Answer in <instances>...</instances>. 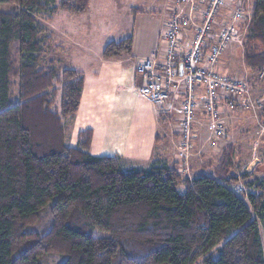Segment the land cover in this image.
<instances>
[{
  "label": "trees",
  "instance_id": "trees-1",
  "mask_svg": "<svg viewBox=\"0 0 264 264\" xmlns=\"http://www.w3.org/2000/svg\"><path fill=\"white\" fill-rule=\"evenodd\" d=\"M250 1L243 59L257 75L264 71V0ZM88 4L0 0L17 7L0 12V264H40L47 253L64 256L62 264H264V185L234 174L229 147L211 175L190 178L158 160L138 169L94 157L90 130L74 147L66 144L83 76L40 67L44 28L36 17L80 15ZM131 50L129 36L107 43L101 57ZM238 183L254 191L245 200L230 188ZM42 217L43 233L27 231Z\"/></svg>",
  "mask_w": 264,
  "mask_h": 264
},
{
  "label": "crops",
  "instance_id": "crops-1",
  "mask_svg": "<svg viewBox=\"0 0 264 264\" xmlns=\"http://www.w3.org/2000/svg\"><path fill=\"white\" fill-rule=\"evenodd\" d=\"M101 1L108 0H97L96 5ZM92 5V0H90L88 9L81 18H71L75 23L77 22V25L73 23L70 30V23H65V34H71L73 37L80 35L76 33V30L81 29L79 26L82 25L83 31H86L84 39L92 41L98 38L97 33V38L94 36L95 26L92 22V14L96 9L94 10ZM168 8L166 7L165 11L169 12ZM176 9L181 13L185 12L183 6ZM130 14L132 19H130L128 27L122 31L113 32L111 39H106L102 47L86 46L83 51L85 56L82 57L77 51L68 49L74 55L69 65H64L63 69L80 72L83 76V87L79 108L75 115L65 123V142L68 146L74 147L78 134L90 130L92 132L90 154L94 157H118L124 161L128 168H147L153 161L158 160L178 169L176 144L179 138L174 131L176 115L169 118L160 115L155 106L145 102L137 94V88L141 81L135 74L136 66L142 59L157 55L161 44V26H157V20L153 13L140 11L130 12ZM231 14L230 9L222 11L220 20L223 24L233 23ZM51 23L52 21L48 22L50 28H52ZM235 25L239 32L245 28V25L241 23ZM129 36L132 37V50L129 55L111 60H104L101 57L107 43L118 42ZM191 39L190 31L180 39L183 52L186 51ZM73 46L78 48L75 41H73ZM233 48L235 46H230L226 51L229 50L228 52L231 53ZM221 66L218 62L214 70L219 73L216 68L222 69ZM257 99H262L264 102L263 97H257ZM244 111L247 110L245 108L228 110L224 135L231 134L230 122L235 120L239 114L246 113ZM224 135L223 137H225ZM211 136L209 120L202 114L191 140L192 150H206L212 161L216 157L219 158L218 151L222 152L226 148V146H222L227 142L220 141V139L210 140ZM193 157L187 161L189 166L193 162ZM216 160L213 162L218 161ZM209 169V172H212L213 168ZM197 172L198 174L205 173V171ZM209 172L205 174L209 175Z\"/></svg>",
  "mask_w": 264,
  "mask_h": 264
},
{
  "label": "built area",
  "instance_id": "built-area-1",
  "mask_svg": "<svg viewBox=\"0 0 264 264\" xmlns=\"http://www.w3.org/2000/svg\"><path fill=\"white\" fill-rule=\"evenodd\" d=\"M244 5L245 0H172L157 55L142 59L136 66L135 74L141 81L139 97L166 118L176 115L174 131L180 140L176 156L182 175H188L191 139L202 114L209 120L213 139L218 140L224 135L228 110L243 106L258 122L257 107L263 101L255 98L256 84L214 70L230 46L243 47L244 34L235 24L245 28L250 24ZM179 6L185 7L184 13L177 11ZM227 9L232 13L229 25L220 20ZM188 31L192 39L183 52L180 39ZM261 130L264 132V127ZM233 191L245 200L242 187Z\"/></svg>",
  "mask_w": 264,
  "mask_h": 264
},
{
  "label": "rangeland",
  "instance_id": "rangeland-1",
  "mask_svg": "<svg viewBox=\"0 0 264 264\" xmlns=\"http://www.w3.org/2000/svg\"><path fill=\"white\" fill-rule=\"evenodd\" d=\"M95 2H97V0H92V7L94 10L96 9L92 14V22H94L95 26L94 36L96 37L97 33L98 38H93L94 40L92 41L91 39H84L86 31H83L82 25L79 26L81 29L76 30V33L80 34L74 35L76 37L71 36V34L67 35L64 33L66 28L65 23H70V30L73 23L74 25H77V22L75 23L73 20H71V18H81V16L86 11L80 15H72L60 11L51 20L52 28L48 26V22L43 21V18H40L39 16L36 17L37 22H39L44 28V32L39 34L37 37V40L44 49L43 57L39 63L41 68H53L57 72H60L64 65H69V62L74 55L73 53L69 52V48L71 50L77 51L82 57L85 56V53L83 52L84 47H89V45H94L99 48L102 47L106 39H111L113 32H117L119 30L122 31L128 27L130 19H132L130 12L137 13L141 11L144 13H153L157 20V26H161L160 32L163 31L165 21H167L170 16L169 12H167V10L165 11V8L171 6L172 0H108L105 2L101 1V3L98 5H96ZM250 4V0H247V2L245 0L244 8L249 12L251 17ZM15 11H17V7L13 5L0 6V12L13 13ZM242 32L245 38L247 35V28H244ZM73 41L78 44V48L73 46ZM228 51L224 52L218 59V62H220V65H222L221 67L223 71H221L222 69L218 68H216V70L222 75H236L237 77L234 78H245L247 81L256 84L257 91L255 98H264V71L258 73L257 75H251L250 72L245 68V62L243 59L244 46H235L231 53ZM240 108H243V106ZM245 110H247L244 111L246 113L239 114L236 116L235 120L230 122L231 134L226 133L224 135L225 137H222L220 141L223 140L227 142L222 147L226 146V148H230L232 163L234 165V174L237 176L250 174L251 177L257 178L258 181L264 185V132L261 130V128L264 127V102H262L257 107L258 122L254 120L251 112L248 109L245 108ZM257 123H259V125ZM231 137L232 140H230ZM210 140L218 139H213L211 136ZM178 143L180 144V140L177 142V146ZM218 152L219 153L217 155L221 156L222 152H220V150ZM207 153L208 152L203 149L192 150V144L190 145L189 154H191V157H196H193V162L190 164V166L189 164H186L189 167V170L187 171L188 177L193 178L199 175L197 171H205V173H208L210 171V167H215L220 156L219 158L216 157L217 160L214 158V160L217 162H213L214 160L211 161L209 159V154ZM209 162H211V164H209ZM211 174L212 172H209V175ZM239 186L244 189L245 193L254 192L252 189H246L242 183L233 185L230 188L234 189L235 187ZM180 191L182 192V188H180ZM44 215L45 211L42 213V216ZM46 224L47 219L42 217L40 220L36 221L32 227L27 229V231L41 234L43 231H45ZM95 235L98 237L106 236L104 233L100 232H96ZM64 261V256L54 253L43 254L39 260L40 264H62Z\"/></svg>",
  "mask_w": 264,
  "mask_h": 264
},
{
  "label": "water",
  "instance_id": "water-1",
  "mask_svg": "<svg viewBox=\"0 0 264 264\" xmlns=\"http://www.w3.org/2000/svg\"><path fill=\"white\" fill-rule=\"evenodd\" d=\"M182 74V70H181V68H179V75H181Z\"/></svg>",
  "mask_w": 264,
  "mask_h": 264
}]
</instances>
